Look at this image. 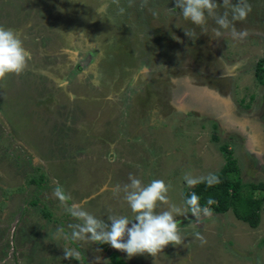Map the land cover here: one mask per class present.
<instances>
[{
    "label": "rangeland",
    "instance_id": "374dc122",
    "mask_svg": "<svg viewBox=\"0 0 264 264\" xmlns=\"http://www.w3.org/2000/svg\"><path fill=\"white\" fill-rule=\"evenodd\" d=\"M261 60L264 0H0V221L21 222V264H109L103 239L126 264H264V206L253 229L183 200L222 144L232 180L264 183Z\"/></svg>",
    "mask_w": 264,
    "mask_h": 264
},
{
    "label": "trees",
    "instance_id": "16d2710c",
    "mask_svg": "<svg viewBox=\"0 0 264 264\" xmlns=\"http://www.w3.org/2000/svg\"><path fill=\"white\" fill-rule=\"evenodd\" d=\"M255 77L264 86V60L258 62ZM225 163L213 175L196 182L189 191L183 193L186 208L191 213L202 214L210 210L215 214L231 211L235 217L250 228L260 224V211L264 206V183H242L232 180L239 167L227 145H221ZM109 264H126L115 251H109Z\"/></svg>",
    "mask_w": 264,
    "mask_h": 264
},
{
    "label": "crops",
    "instance_id": "0c3cea01",
    "mask_svg": "<svg viewBox=\"0 0 264 264\" xmlns=\"http://www.w3.org/2000/svg\"><path fill=\"white\" fill-rule=\"evenodd\" d=\"M3 201L1 202L2 204H4ZM2 211H4V209L1 206L0 212H2ZM194 215H197V214L191 213L190 216L192 217ZM2 216H3V218L0 221V260H3L4 262H8V264H21L22 252L24 253L25 250L30 249V245L27 241H25L26 239L24 238V235L22 237H20V235L18 234L19 229H20L19 225L21 222H19L18 217H15L13 222L12 221L9 222L10 221L9 219L12 217V215L10 213L7 214L6 217L4 216V214ZM5 218L8 221H6ZM28 232H29V229H27V233ZM35 233L38 236H40L44 241H47L50 246H53V244H51V243H53L54 241H56L58 247L61 246V241L59 240L60 236H58L57 231L56 232L55 231L46 232L42 228H38V229H35ZM99 237H101V236H99ZM47 238H48V240H47ZM104 243H106V245L103 248H105L106 250H109V251L117 252L119 254V256L124 261L132 259V258H130V255L128 254V252L125 249H122L121 246L114 243L113 241H110V240L107 241V240L103 239L101 245H104ZM46 246H48V245H46ZM98 248H101V247H98ZM63 256H65V254L64 253L62 254V251L60 250V252L55 256L54 260H62ZM49 257H50V252H48V258ZM83 259L87 260V257H83ZM106 260H109L108 256H107ZM52 262L54 263L53 260H52ZM60 264H62V261L60 262Z\"/></svg>",
    "mask_w": 264,
    "mask_h": 264
},
{
    "label": "flooded vegetation",
    "instance_id": "af4514ba",
    "mask_svg": "<svg viewBox=\"0 0 264 264\" xmlns=\"http://www.w3.org/2000/svg\"><path fill=\"white\" fill-rule=\"evenodd\" d=\"M191 86V85H190ZM192 87H196V88H192ZM197 88H199V87H197V86H191V88L189 87V91H188V93H191L193 96H194V94H198L197 93V91H196V89ZM200 92V91H199Z\"/></svg>",
    "mask_w": 264,
    "mask_h": 264
}]
</instances>
